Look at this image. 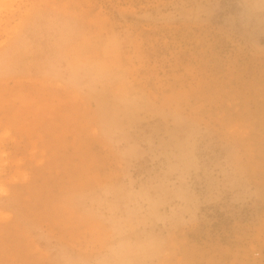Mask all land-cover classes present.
<instances>
[{"label":"rangeland","instance_id":"obj_1","mask_svg":"<svg viewBox=\"0 0 264 264\" xmlns=\"http://www.w3.org/2000/svg\"><path fill=\"white\" fill-rule=\"evenodd\" d=\"M0 264H264V0H0Z\"/></svg>","mask_w":264,"mask_h":264}]
</instances>
